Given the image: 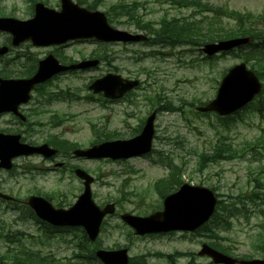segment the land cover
Segmentation results:
<instances>
[{"label":"rangeland","instance_id":"1","mask_svg":"<svg viewBox=\"0 0 264 264\" xmlns=\"http://www.w3.org/2000/svg\"><path fill=\"white\" fill-rule=\"evenodd\" d=\"M73 1L77 3V0ZM84 1L90 3L94 0ZM201 1L214 6L226 5L241 12H264V0ZM47 2L52 6L57 0ZM134 3V12L144 20L157 21L163 16L180 18L191 13L190 10L171 7L163 0H98L97 10L105 13L114 5ZM29 9L31 4L28 0H0V15L25 19ZM110 26L131 33L140 32L135 23L126 17H118L115 24ZM7 38L6 34L0 33V44L5 43ZM70 51L74 61H81L82 58L88 60L99 53L105 57V61L91 70L61 73L52 78L49 87L32 94L34 111L30 114L27 126L21 128L29 133L26 137L29 142L39 144L44 139L57 137L76 143L79 148H87L93 141L104 139L103 135L109 136L116 132L126 138L136 133L140 121L152 112L151 103L162 98L161 104L169 102L178 111L163 112L156 116V137L153 141L155 153L149 158L126 162L72 161L73 165L87 170L96 178L97 181L91 187L94 201L100 205L109 200H120L119 212H150L159 204V197L152 190V185L168 173L166 168L156 162L160 157H167L182 169L175 175L179 183L212 188L221 197L223 205L218 212L220 217L227 218L230 210L234 209V216L229 219L231 227L227 228L224 224L226 230L218 231V235L223 238L220 245L229 248L232 256L264 259V113L260 116L257 111H252L254 108L244 109L234 122H230L215 114L201 115L195 111V106H199L197 102H209L215 97L221 72L241 63V59L224 55L207 63L202 60L197 48L183 49L182 46H176L171 49L169 46L144 43L123 46L82 42L73 44ZM30 52L36 60L43 59L44 53H47L42 49H31ZM12 58L22 59V63H25L20 50L14 52ZM5 60H0V69ZM108 73L136 79L141 83L140 88L127 100L103 104L98 96L92 95L88 86ZM186 103L196 105L192 107ZM11 120V116H1L0 130L6 131V123ZM34 127L37 133L33 135L31 131ZM226 144L237 150L240 157L243 154L242 159L210 163L207 158L206 168H201L202 154L210 155L214 148L225 149ZM16 165L24 166V171L15 169L11 174H0V188L12 196L20 207H23L21 204L29 195H39L52 197L54 205L67 208L81 193L82 185L74 176H65L59 170L49 171L51 167L37 157L26 162L18 161ZM252 194L254 196L249 200ZM5 209L6 206L0 203V255L6 249L2 235H14L17 230L23 229L28 233L23 237L15 236L16 242L20 240L41 256L52 254L63 263H77L72 255L76 251L75 246L81 245L83 241L78 230L45 237L46 230L38 221L35 226L32 221H18L22 217H31L27 212ZM25 225L30 226L29 230ZM122 225L117 217L109 218L100 232L99 245L112 249L117 244L127 245L132 257L153 252L165 255L173 251L187 253L190 256L176 264H209V260L199 258L197 252L201 243L211 239L181 233L139 239L128 237V230ZM29 237L36 238L32 240ZM83 246L90 250L95 247ZM147 264L169 263L165 257H152L147 259Z\"/></svg>","mask_w":264,"mask_h":264},{"label":"water","instance_id":"2","mask_svg":"<svg viewBox=\"0 0 264 264\" xmlns=\"http://www.w3.org/2000/svg\"><path fill=\"white\" fill-rule=\"evenodd\" d=\"M59 11L48 9L42 4L35 6L34 16L26 21L13 18H0V32L11 36V46L18 47L24 42L33 46L48 47L61 45L68 41L95 39L100 42H138L145 40L142 35H135L111 28L103 13L88 11L74 4L71 0H60ZM249 39H233L212 44H206L201 51L207 56L220 52H227L249 42ZM9 47H0V56L5 55ZM97 62H85L72 66H60L57 61L48 56L38 63L37 72L28 80H3L0 78V113H17L19 104L28 100L29 91L39 83L50 79L53 75L72 69H85L93 67ZM138 83L121 79L118 75H107L95 81L90 90L94 93L103 92L108 99L123 96ZM261 85L254 73L247 70L244 64L231 68L220 82L215 100L199 112H216L220 116L229 115L259 94ZM154 115L148 118L140 136L126 142H111L93 146L88 150L74 151L78 157L111 158L113 160L128 158L147 153L150 150L153 136ZM34 153L45 157L52 156L56 151L43 145L32 148L20 145L18 137L0 136V166L6 169L11 167V159L17 156H26ZM76 176L83 181L84 192L76 204L69 210L54 209L46 200L30 197L27 204L36 215L55 226H82L90 240H95L102 217L107 213V207L99 211L90 198V178L83 171L77 170ZM3 198L6 196L1 195ZM216 205V196L203 187L183 185L180 190L164 200L163 212L148 218H135L124 216L137 235L147 233L168 232L172 230L194 231L204 224L212 215ZM206 254L215 264H235L237 261L220 254L208 247H203L199 255ZM96 256L104 264H127L126 251L98 252ZM241 264H264L263 261L240 262Z\"/></svg>","mask_w":264,"mask_h":264},{"label":"trees","instance_id":"3","mask_svg":"<svg viewBox=\"0 0 264 264\" xmlns=\"http://www.w3.org/2000/svg\"><path fill=\"white\" fill-rule=\"evenodd\" d=\"M163 3L177 9L190 10L191 15L180 18L163 16L156 22L144 20L134 12L136 6L134 3L133 5L121 4L112 7L108 16L113 18L116 15L114 10L117 9L119 16L133 21L138 30L146 33L149 45H162L170 48L176 46L198 48L208 42L235 37H250L252 43L247 46L248 51L243 54L242 59L255 71L258 78L264 81V14L241 13L229 9L226 5L214 6L207 2L203 3L201 0H163ZM90 4L92 6L88 8L95 9L97 1ZM231 21L234 24L230 23ZM260 23H262V27H260ZM242 50L240 49L239 52H242ZM0 76L6 77V73H1ZM249 108H254L252 111H257L260 116H263L264 89L255 104ZM168 110L176 111L177 109L169 106ZM70 146L72 149L76 147L74 144ZM226 146L225 149L214 148L210 155L202 154L200 157L202 161L201 168H206L207 158H209L210 163L234 159L238 155V151L232 148L230 144H226ZM164 187H166L165 193L171 192V185H165ZM159 193L162 196L165 195L161 189H159ZM24 255L25 264H58L54 261L47 262L41 257L36 262L37 256L31 252L25 251Z\"/></svg>","mask_w":264,"mask_h":264},{"label":"flooded vegetation","instance_id":"4","mask_svg":"<svg viewBox=\"0 0 264 264\" xmlns=\"http://www.w3.org/2000/svg\"><path fill=\"white\" fill-rule=\"evenodd\" d=\"M30 1H32V0H30ZM70 45H65V46H62V47H60V48H58L59 50H65V49H67L68 47H69ZM53 51H55V48H54V50ZM35 99V98H34ZM31 101V102H30ZM29 101V103L27 104V105H25V106H22L19 110H20V112H22L23 111V114H31L33 111H34V105H32V100H30ZM32 108V109H31ZM32 111H31V110ZM2 115H0V117H1ZM7 116V115H6ZM8 116H11V115H8ZM11 118H12V120H11V122H7L6 123V126L8 127V129L6 130V131H2V130H0V134H5V135H19V142L20 143H26V144H29V145H32V146H37V145H34V144H31L30 142H26V135L24 134L25 132H24V130H21V128L22 127H24L25 126V124L24 123H22V122H17L16 120H14V118L11 116ZM12 129V130H9V129ZM18 128H20V129H18ZM17 129V130H16ZM15 130V131H14ZM25 135V136H24ZM59 156V155H58ZM31 158H33V157H26V158H18V159H16L15 161H14V165H13V169L11 170V171H5V170H2L1 168H0V174H11V172L14 170V169H18V170H23L24 169V166H19V165H16L15 163L16 162H18V161H25L26 162V160H29V159H31ZM40 159V158H39ZM57 159H59V161H57ZM44 164H47L49 167H51V168H49L48 170L49 171H51V172H53V171H55V170H59V171H61L62 173H69V172H71L72 171V169H73V166H72V163H71V161H72V159L71 158H67L66 156H64V155H60L58 158L57 157H55V158H52V159H40ZM56 164H60V165H57L56 166ZM0 193H5V192H3V190H2V188H0ZM12 204H13V202H12ZM20 206V205H19ZM16 208V207H15ZM7 236L6 235H4V236H2L1 238H6ZM174 255H177V252H175L174 253ZM165 258H167V259H170V257L169 256H166ZM169 262H170V264H174V262L173 261H171V260H169Z\"/></svg>","mask_w":264,"mask_h":264}]
</instances>
